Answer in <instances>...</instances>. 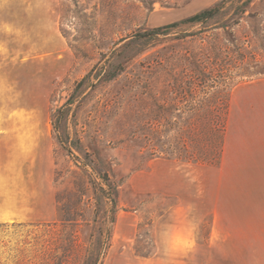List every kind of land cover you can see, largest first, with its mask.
<instances>
[{
  "label": "rangeland",
  "instance_id": "374dc122",
  "mask_svg": "<svg viewBox=\"0 0 264 264\" xmlns=\"http://www.w3.org/2000/svg\"><path fill=\"white\" fill-rule=\"evenodd\" d=\"M218 1L0 0V124L37 136L26 162L1 154L0 264H87L104 247L101 264H264V0L174 27L86 88L68 124L83 152L52 127L121 38ZM180 201L196 244L170 253Z\"/></svg>",
  "mask_w": 264,
  "mask_h": 264
},
{
  "label": "trees",
  "instance_id": "16d2710c",
  "mask_svg": "<svg viewBox=\"0 0 264 264\" xmlns=\"http://www.w3.org/2000/svg\"><path fill=\"white\" fill-rule=\"evenodd\" d=\"M234 1L219 0L213 6L204 8L181 20L155 26L144 31H138L121 38L116 46L104 53L92 65L89 71L75 83L73 90L65 101L55 109L52 117V127L57 142L70 154H72L73 149L79 152L84 151L76 132L74 133V138H71L68 124L71 118L76 116V111L84 97L83 91L86 88L93 89L97 85L113 79L124 69L125 62L140 53L147 45L155 43L160 36L166 35L174 27L182 24L206 23L217 17L224 16L229 13L227 12L228 10L232 11L231 15H237L245 11V6L251 0H244L241 3L235 2L236 4ZM84 155H87V152H84ZM83 166L92 168L91 160L83 161ZM97 175L102 180V183L106 185V188L100 187V189L102 191V197L110 203V214L112 215L115 210V187L111 185L105 173L97 172ZM111 221L113 220L111 219ZM104 248L99 250L98 254L94 258H91L87 264H101L100 259L101 254L104 253Z\"/></svg>",
  "mask_w": 264,
  "mask_h": 264
},
{
  "label": "clouds",
  "instance_id": "9594fccd",
  "mask_svg": "<svg viewBox=\"0 0 264 264\" xmlns=\"http://www.w3.org/2000/svg\"><path fill=\"white\" fill-rule=\"evenodd\" d=\"M192 205L185 202H177L172 209L173 223L165 226L160 233V239L170 253H186L196 244L195 233L199 224L189 218ZM213 243L219 238V230L213 232Z\"/></svg>",
  "mask_w": 264,
  "mask_h": 264
},
{
  "label": "crops",
  "instance_id": "0c3cea01",
  "mask_svg": "<svg viewBox=\"0 0 264 264\" xmlns=\"http://www.w3.org/2000/svg\"><path fill=\"white\" fill-rule=\"evenodd\" d=\"M14 120H19V118L14 117ZM36 137L30 129L19 130L0 124V158L4 153L12 155L15 159L27 160L37 150V147L35 149Z\"/></svg>",
  "mask_w": 264,
  "mask_h": 264
}]
</instances>
